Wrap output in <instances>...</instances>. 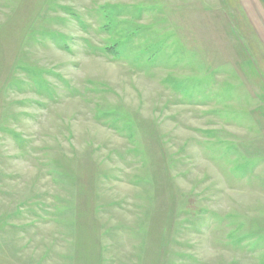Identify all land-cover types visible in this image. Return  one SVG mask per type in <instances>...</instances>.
Returning <instances> with one entry per match:
<instances>
[{
  "label": "rangeland",
  "instance_id": "374dc122",
  "mask_svg": "<svg viewBox=\"0 0 264 264\" xmlns=\"http://www.w3.org/2000/svg\"><path fill=\"white\" fill-rule=\"evenodd\" d=\"M259 65L264 0H0V264H264Z\"/></svg>",
  "mask_w": 264,
  "mask_h": 264
},
{
  "label": "crops",
  "instance_id": "0c3cea01",
  "mask_svg": "<svg viewBox=\"0 0 264 264\" xmlns=\"http://www.w3.org/2000/svg\"><path fill=\"white\" fill-rule=\"evenodd\" d=\"M255 66V65H254ZM252 67V71L248 72V86L254 90V93L261 97L264 105V65Z\"/></svg>",
  "mask_w": 264,
  "mask_h": 264
}]
</instances>
